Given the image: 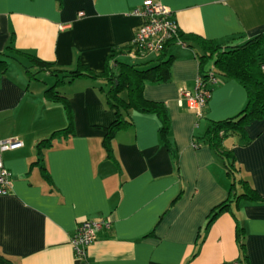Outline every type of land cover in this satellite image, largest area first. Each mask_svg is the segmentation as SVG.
I'll return each mask as SVG.
<instances>
[{
    "label": "crops",
    "instance_id": "0c3cea01",
    "mask_svg": "<svg viewBox=\"0 0 264 264\" xmlns=\"http://www.w3.org/2000/svg\"><path fill=\"white\" fill-rule=\"evenodd\" d=\"M143 1L63 0L60 6L57 0H0V54L13 46L66 70L83 64L100 73L113 48L132 46L142 24L133 12ZM160 2L173 11L184 35L225 47L264 34V0ZM168 48L170 81L148 83L143 94L166 105L175 158L160 141L157 120L137 114L115 136L114 157L108 158L102 128L115 114L106 103L107 88L79 79L60 89L69 100L75 133L56 138L45 152L49 182L32 164L39 142L67 127L66 112L46 101L55 83L49 74L29 81L9 61L0 79V144L18 140L23 146L2 154L12 177L9 194L0 195V264H264V203L241 201L235 216L225 212L206 228L210 211L227 199L231 179L203 138L212 122L240 113L247 93L235 81L222 82L200 114L180 96L181 89L196 93L199 49L182 42ZM160 54L145 52L136 59L128 54L121 61L146 69L157 65ZM247 131L250 145L228 139L225 147L233 149L242 175L264 198V119ZM87 220H106L111 228L79 259L70 240ZM237 224L245 231V256Z\"/></svg>",
    "mask_w": 264,
    "mask_h": 264
},
{
    "label": "trees",
    "instance_id": "16d2710c",
    "mask_svg": "<svg viewBox=\"0 0 264 264\" xmlns=\"http://www.w3.org/2000/svg\"><path fill=\"white\" fill-rule=\"evenodd\" d=\"M61 6L63 0H57ZM182 42L189 47L198 48L199 75L204 80V85L211 91L215 86L209 82L211 73L220 83L235 81L241 85L247 93V102L239 114L224 121L212 122L203 141L208 144L216 156L224 163L227 174L231 179V185L227 199L215 206L207 217L206 228H209L223 213L234 214L235 208L241 201L261 204L264 198L260 197L250 180L242 175L241 168L237 166L233 149L225 147L228 139L234 143L248 146L252 138L248 134V127L255 121L264 119V34H260L240 45L220 46L217 43L207 41L195 35L179 33L176 38L170 40L160 54L158 63L146 69L139 68L121 61V56L137 51L134 46L119 49L113 48L105 59L104 69L100 73L92 71L88 66L78 64L73 70H66L56 63H47L30 54L21 53L13 46L0 54V79L10 69L9 61H16L25 71L29 81L38 80L41 74H49L55 83L45 92L46 101L49 104L61 105L66 112L68 125L65 129L54 132L49 138L42 140L37 145V160L32 166L38 165L49 182L50 177L44 165L43 156L51 149L56 138H70L74 135V115L67 97L60 89L65 85L74 83L79 79H89L92 82L104 84L107 88L105 99L108 107L115 114L114 121L104 132L103 147L108 158H113L112 142L120 131L133 125L132 114L155 118L159 124V138L163 146L175 158V149L170 141L172 121L164 103L145 99L143 91L150 84L167 83L171 79V64L173 57L168 54L171 43ZM103 89V88H102ZM125 94V97L122 95ZM199 146V142L196 143ZM180 196L173 200L172 205ZM235 216V214H234ZM236 218V217H235ZM237 222V221H236ZM245 231L237 224L236 240L243 256Z\"/></svg>",
    "mask_w": 264,
    "mask_h": 264
},
{
    "label": "built area",
    "instance_id": "2783aa9c",
    "mask_svg": "<svg viewBox=\"0 0 264 264\" xmlns=\"http://www.w3.org/2000/svg\"><path fill=\"white\" fill-rule=\"evenodd\" d=\"M133 15L142 20V24L132 42V46L137 51L130 53L129 56L136 59L139 54L145 52L160 54L166 44L176 38L181 32L178 24L173 18V11L162 4L160 0H144L142 4L136 8ZM264 71V64L262 65ZM209 82L212 86L220 84L211 73ZM212 91L204 85V80L200 76L196 84V93L193 95L185 89L180 90V96L183 100H188L201 111L206 107ZM182 104V100L180 101ZM23 144L18 140H8L0 144V195L9 194L11 188V173L5 167L2 154L8 151L19 149ZM111 223L106 220L102 221H83L81 222L73 236L70 244L73 247L77 258H85L88 248L94 244L99 238L102 230H110ZM233 264H244L243 260H236Z\"/></svg>",
    "mask_w": 264,
    "mask_h": 264
},
{
    "label": "rangeland",
    "instance_id": "374dc122",
    "mask_svg": "<svg viewBox=\"0 0 264 264\" xmlns=\"http://www.w3.org/2000/svg\"><path fill=\"white\" fill-rule=\"evenodd\" d=\"M126 63H130V64H132L131 61H126ZM40 78L43 80V79H45V78H47V77H46V75L41 74V75H40ZM49 79L53 80V78H51V77H50ZM54 82H55V81H54Z\"/></svg>",
    "mask_w": 264,
    "mask_h": 264
}]
</instances>
